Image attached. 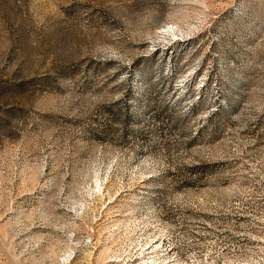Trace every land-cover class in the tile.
<instances>
[{"label": "rangeland", "instance_id": "obj_1", "mask_svg": "<svg viewBox=\"0 0 264 264\" xmlns=\"http://www.w3.org/2000/svg\"><path fill=\"white\" fill-rule=\"evenodd\" d=\"M0 264H264V0H0Z\"/></svg>", "mask_w": 264, "mask_h": 264}]
</instances>
